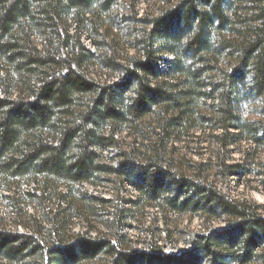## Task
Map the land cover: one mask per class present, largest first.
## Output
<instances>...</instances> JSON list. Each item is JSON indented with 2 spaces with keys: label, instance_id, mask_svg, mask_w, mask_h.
<instances>
[{
  "label": "trees",
  "instance_id": "16d2710c",
  "mask_svg": "<svg viewBox=\"0 0 264 264\" xmlns=\"http://www.w3.org/2000/svg\"><path fill=\"white\" fill-rule=\"evenodd\" d=\"M119 1L136 23L127 58L104 34H117ZM135 1L0 0V200L40 214L21 232L0 227V264H250L264 250L262 207L215 181L244 168L225 160L230 143L264 149V0H158L140 17ZM93 66L117 79L94 80ZM249 97L253 120L241 114ZM201 136L215 147L190 161L180 145ZM86 185L109 196L80 197ZM149 210L206 227L165 253L140 226L133 248L126 223ZM71 220L83 231L65 235Z\"/></svg>",
  "mask_w": 264,
  "mask_h": 264
},
{
  "label": "rangeland",
  "instance_id": "374dc122",
  "mask_svg": "<svg viewBox=\"0 0 264 264\" xmlns=\"http://www.w3.org/2000/svg\"><path fill=\"white\" fill-rule=\"evenodd\" d=\"M135 11L138 13L137 17L146 10H154L158 7V0H136ZM132 8L129 3L119 1L117 5L112 8L110 13V20L108 25H114L117 29V34L112 36L114 32L110 33L108 30H104V34H107L109 42H112L116 47V54L122 58H127L133 54L132 50V34L136 29V23L130 20ZM106 29V28H104ZM99 40V43H101ZM83 44L89 49L93 50L89 40L83 37ZM169 59V57H167ZM163 67V65H162ZM164 68V67H163ZM89 77L96 81L107 83L111 80H116V76H112L110 71L102 70L99 66L89 67L87 69ZM1 94V93H0ZM259 112V103L254 97H249L246 102L242 103L241 114L246 120L255 119ZM186 141L185 147L182 149L188 159L193 162H198L202 159H206L208 152H204L202 156L198 154L204 150H200L201 147H208L213 150L211 144L206 141H211L206 136L189 137ZM225 160L232 164H242L243 170L238 171L239 174L223 179L219 174L215 177V181L219 190L233 199L239 201L249 202L262 207L261 211L264 213V177L261 174L260 163L264 161V149L256 148L251 144L241 143L234 144L230 143L229 146L222 152ZM80 197H89L95 195L96 192L101 193L102 196L108 197L109 193L106 192V188L94 189L88 185L78 188ZM133 195V192L127 189L123 196L129 198ZM16 202L9 203V201L0 200V227L6 230H17L24 231L23 227H18L17 223H22L25 227L29 225V217L32 215H40L35 207H28L27 201L17 198ZM104 219L94 218V221L90 223L91 227L97 232L103 231ZM65 235L72 236L83 231L82 223L79 220H71ZM150 227L151 232L155 238L157 245H159L165 253H176L182 249H187L188 235L190 233L203 232L206 225L201 222L198 218L188 219L187 217L175 218L170 217L164 218L155 210H149L144 217L128 220L124 229L127 239L132 240L133 244L131 247L136 249H142L144 247L141 243L144 236L139 233L136 228ZM175 227V228H173ZM207 227L209 229L218 230L224 227L223 222H213ZM167 229H177L180 234H176L174 231L173 235L169 239L164 235V231ZM172 230V231H173ZM137 235H140L139 237ZM136 241V242H135ZM135 243V244H134ZM259 258L255 259L250 264H264V250L257 251ZM26 264H31L28 262Z\"/></svg>",
  "mask_w": 264,
  "mask_h": 264
}]
</instances>
